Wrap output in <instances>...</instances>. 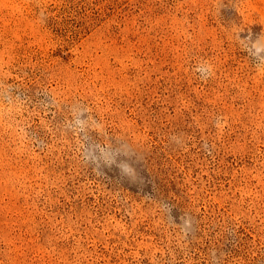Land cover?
I'll list each match as a JSON object with an SVG mask.
<instances>
[{
	"label": "rangeland",
	"instance_id": "374dc122",
	"mask_svg": "<svg viewBox=\"0 0 264 264\" xmlns=\"http://www.w3.org/2000/svg\"><path fill=\"white\" fill-rule=\"evenodd\" d=\"M259 36L264 0H0V264H264Z\"/></svg>",
	"mask_w": 264,
	"mask_h": 264
},
{
	"label": "clouds",
	"instance_id": "9594fccd",
	"mask_svg": "<svg viewBox=\"0 0 264 264\" xmlns=\"http://www.w3.org/2000/svg\"><path fill=\"white\" fill-rule=\"evenodd\" d=\"M244 39L250 41L251 40V33L247 37H245ZM259 39L264 40V36H259ZM261 62L264 63V60H261Z\"/></svg>",
	"mask_w": 264,
	"mask_h": 264
}]
</instances>
